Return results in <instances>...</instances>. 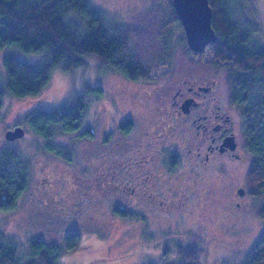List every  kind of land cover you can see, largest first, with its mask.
<instances>
[{"label": "rangeland", "instance_id": "374dc122", "mask_svg": "<svg viewBox=\"0 0 264 264\" xmlns=\"http://www.w3.org/2000/svg\"><path fill=\"white\" fill-rule=\"evenodd\" d=\"M91 2L146 73L132 80L90 54L73 69L54 67L36 95L5 94L0 151L16 149L29 163L30 181L13 209H0V232L27 254L32 238L64 246L78 231V245L65 248L59 264H264V254L255 257L264 239V182L253 154L205 158L216 122L236 131L241 149L246 145L234 98V76L244 71L215 58L209 45L193 51L176 29L170 0ZM6 54L44 59L15 46L0 48V88L7 83ZM211 83L213 89H203ZM88 86H102L103 95L87 93ZM81 94L89 106L79 132L89 126L94 136L57 128L54 143L72 150L68 160L46 147L28 115L73 104ZM127 120L134 125L126 133L121 125ZM15 125L25 133L8 140ZM115 207L132 215H117Z\"/></svg>", "mask_w": 264, "mask_h": 264}, {"label": "trees", "instance_id": "16d2710c", "mask_svg": "<svg viewBox=\"0 0 264 264\" xmlns=\"http://www.w3.org/2000/svg\"><path fill=\"white\" fill-rule=\"evenodd\" d=\"M219 17L214 56L244 71L243 75L234 76V98L242 109L246 149L253 154V165L264 182V49L252 44V35L246 28H240L244 26L238 21L236 26L229 13L221 10ZM7 46L43 54L44 59L32 63L12 54L4 56L7 83L0 88V120L6 93L14 97L38 94L48 84L52 69L60 63L66 70L73 69L86 63L87 55L95 54L111 70L132 80L146 73L142 64L128 56L123 36L110 26L104 12L91 0H0V48ZM86 91L96 93L97 97L104 93L102 86H88ZM88 106L89 100L81 94L73 104L31 112L28 122L46 139L45 145L50 151L71 160L72 150L56 145L53 138L57 128L63 133L93 137L94 131L89 126L79 132ZM133 125L127 120L121 129L130 132ZM29 168L28 161L16 149L0 151V209L9 211L16 206L29 186ZM115 208L117 215H132ZM80 238L78 231L71 232L65 237L64 246L32 238L24 254L18 250L16 241L0 232V264H59L63 250L76 247ZM255 254V257L264 254V239Z\"/></svg>", "mask_w": 264, "mask_h": 264}, {"label": "flooded vegetation", "instance_id": "af4514ba", "mask_svg": "<svg viewBox=\"0 0 264 264\" xmlns=\"http://www.w3.org/2000/svg\"><path fill=\"white\" fill-rule=\"evenodd\" d=\"M208 3L210 5L212 12L210 18L211 27L215 30L217 36L219 35L218 31L220 30L219 28L220 12L221 10H224L230 14L236 26L239 25L237 23L238 21L244 26L240 28H246L249 31V34L252 35L251 41L253 45L264 49V42L261 40V36L264 35V30L262 29L263 22L260 23V20L264 21V0H208ZM170 4H171L172 18L173 20L177 21L176 29L178 28L183 32V34L186 35L187 31L182 23L181 17L178 14L177 8L175 6V0H170ZM214 45H215L214 43L209 44L211 48ZM236 68L235 69L237 70V72L238 71L241 72L239 66H237ZM214 86H215L214 83H211L210 85H207L203 89L211 90L214 88ZM196 104L197 103L194 101L193 106ZM216 111L217 112H214L215 117L217 118L218 121H220V116L223 114V111L221 109ZM16 126L18 125H15V127ZM215 129L217 131V134L213 136V140H211L208 143V146L206 148L207 152L205 153V158L208 159L210 155H217L219 157L222 155H227L230 157H234L236 159L240 158L241 156H244V153H242L241 150H244L246 153L247 151L246 145L241 149L240 147L241 141L239 140V136L234 129H232L230 126H225L224 123H220V122H216ZM242 135L244 138L243 132ZM230 137H233V139L230 140L229 139ZM230 142L232 143L234 142L236 144L235 149H232L230 147L229 145ZM145 182L146 181H144L142 178L138 183L142 184ZM243 186H244L243 184L239 186V188H241L240 191L241 190L243 191V193H240L239 191V195L241 196H244L246 193V190ZM238 205H240V202H238Z\"/></svg>", "mask_w": 264, "mask_h": 264}, {"label": "water", "instance_id": "95a60500", "mask_svg": "<svg viewBox=\"0 0 264 264\" xmlns=\"http://www.w3.org/2000/svg\"><path fill=\"white\" fill-rule=\"evenodd\" d=\"M175 6L186 28L187 41L193 51H203L206 46L217 41L218 36L211 27L212 12L208 0H175ZM189 104V101L184 103L183 110L185 112L188 111ZM24 133V128L18 125L9 129L5 136L8 140H15L22 137ZM229 139L232 140L233 137ZM229 145L232 149L236 148L234 142H230ZM240 193L243 191L241 190Z\"/></svg>", "mask_w": 264, "mask_h": 264}]
</instances>
